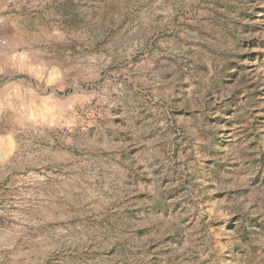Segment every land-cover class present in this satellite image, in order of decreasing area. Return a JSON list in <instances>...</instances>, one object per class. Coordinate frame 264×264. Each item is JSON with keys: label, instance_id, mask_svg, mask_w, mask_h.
<instances>
[{"label": "rangeland", "instance_id": "1", "mask_svg": "<svg viewBox=\"0 0 264 264\" xmlns=\"http://www.w3.org/2000/svg\"><path fill=\"white\" fill-rule=\"evenodd\" d=\"M0 264H264V0H0Z\"/></svg>", "mask_w": 264, "mask_h": 264}]
</instances>
